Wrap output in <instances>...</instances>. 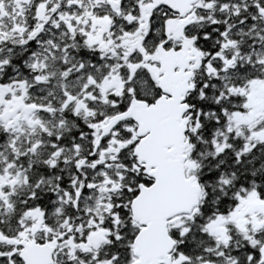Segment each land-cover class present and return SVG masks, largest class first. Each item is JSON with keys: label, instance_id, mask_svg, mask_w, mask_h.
Listing matches in <instances>:
<instances>
[{"label": "snow or ice", "instance_id": "snow-or-ice-1", "mask_svg": "<svg viewBox=\"0 0 264 264\" xmlns=\"http://www.w3.org/2000/svg\"><path fill=\"white\" fill-rule=\"evenodd\" d=\"M0 264H264V0H0Z\"/></svg>", "mask_w": 264, "mask_h": 264}]
</instances>
